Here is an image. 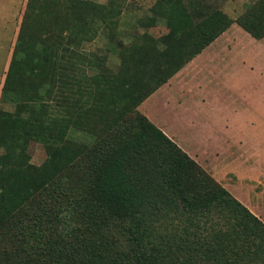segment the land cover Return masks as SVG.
<instances>
[{
  "label": "trees",
  "instance_id": "1",
  "mask_svg": "<svg viewBox=\"0 0 264 264\" xmlns=\"http://www.w3.org/2000/svg\"><path fill=\"white\" fill-rule=\"evenodd\" d=\"M246 9L231 19L207 0H155L138 22L162 18L167 32L125 47L109 80L51 64V99L21 120L45 159L0 156V264H264V222L137 108L232 23L263 38L264 3Z\"/></svg>",
  "mask_w": 264,
  "mask_h": 264
},
{
  "label": "rangeland",
  "instance_id": "2",
  "mask_svg": "<svg viewBox=\"0 0 264 264\" xmlns=\"http://www.w3.org/2000/svg\"><path fill=\"white\" fill-rule=\"evenodd\" d=\"M71 1L0 0L2 12L8 14L0 25L4 46L0 58H5V49L9 48L8 61L13 60L3 82L0 135H7V141L9 136L14 137L15 141V145L10 144L6 149L0 147V156L14 149L16 153L20 151L23 160L34 165L45 159L46 151L41 143L22 141L21 120L35 115L30 109L35 101L51 99L45 85L49 87L54 79L52 63L61 60L64 65L77 63L80 69L87 66L88 74L109 80L122 65L120 53L125 47L139 45L147 35L155 43L167 32L162 18L154 25L138 22L151 17L150 7L155 0H81L95 5L92 11L76 8ZM257 1L260 6L264 3V0H207L231 19ZM112 6L119 12L112 10ZM157 45L161 47V43ZM209 49L206 51L210 54L206 52L183 73L188 77L168 91L175 100L166 104L164 93H158L147 113L158 122L163 120L175 134L171 136L173 139L196 151L190 157L223 187L230 188L231 194L235 191L228 183L235 186L236 192L249 200L251 211L263 216L264 37L257 40L232 23L219 35L215 50ZM2 87L0 84V93ZM196 129L204 136L202 141L191 137ZM67 136L81 143L94 142L92 136L75 129L68 130ZM212 161L222 164L217 173L211 168ZM208 162L211 164L206 166Z\"/></svg>",
  "mask_w": 264,
  "mask_h": 264
},
{
  "label": "crops",
  "instance_id": "3",
  "mask_svg": "<svg viewBox=\"0 0 264 264\" xmlns=\"http://www.w3.org/2000/svg\"><path fill=\"white\" fill-rule=\"evenodd\" d=\"M3 11V6L2 3H0V25H2L5 21H6V16L8 15L7 13L2 12ZM221 35V34H220ZM219 37V36H218ZM214 39L208 46H206L200 53H198L195 57H193L189 62H187L180 70H178L175 74H173L167 82L163 83L160 87H158L156 90H154L148 97H146V99L144 101H142L139 105H138V110H140L141 112H143V114H145V116H147L149 118L150 121H152L157 127H159L169 138H171L179 147L182 146V150L185 151L188 155H191L193 153H195V150H190L189 148L186 149L185 147H183V145H181L179 139H173L171 136L175 135L173 134V131H170L168 127H166V124L164 123L163 120L159 121L155 118H153V116H151L149 113H147V110L149 109L148 107H150L151 101H153L154 98H156L157 94L160 93H164V96H166L165 101L166 104L169 103L170 100H175V96H171L170 93H168V91L175 89L176 86L179 83V80L184 81L188 75L185 73L183 74L186 70H189L191 68V66L198 61L201 57H203V55L207 52V48H210V51H214L215 49H213V47L215 46V43L217 42V39ZM4 46H3V41L0 40V52L3 50ZM9 49V48H8ZM7 48L6 50V56L5 58H0V84H3L4 82V77H5V73L4 71L8 69V65H9V50ZM211 52H207L206 55L210 54ZM4 61V62H3ZM182 75V76H181ZM176 76H179V79L176 80ZM198 88V87H196ZM209 90L213 89L212 87H208ZM166 92L168 94H166ZM171 96V97H170ZM205 97V94L203 95ZM2 97V91L0 93V100ZM179 97V95H178ZM200 98H202L201 96H199ZM162 98V97H161ZM196 98V97H195ZM169 100V101H168ZM203 102V101H201ZM143 108L146 109L145 111H143ZM157 120V121H156ZM166 127V128H165ZM199 130L196 129L194 130L190 135L193 138H199L200 141L203 140V137L201 133L198 132ZM175 137V136H174ZM200 145V142H199ZM218 160V159H217ZM200 162V161H199ZM206 162V161H204ZM209 164H211V162H208L206 164V166H209ZM222 166V164H219L218 161L214 162L212 161L211 164V168H214L216 170V173L219 171V168ZM221 184V183H220ZM229 186H231V190H234L235 193L233 192L232 194L235 196V198H239V200H241L242 204H244L250 211H251V207L247 204V202L249 200H246V198L240 194L239 192H236L237 190H235V186L233 187L232 184L228 183ZM228 189V188H227ZM228 191H230V188L228 189ZM258 196H260V193L258 194ZM263 211V210H262ZM252 213H254L253 211H251ZM264 212V211H263ZM262 212V213H263ZM257 217H259L263 222H264V215H259L260 212L258 213H254Z\"/></svg>",
  "mask_w": 264,
  "mask_h": 264
}]
</instances>
